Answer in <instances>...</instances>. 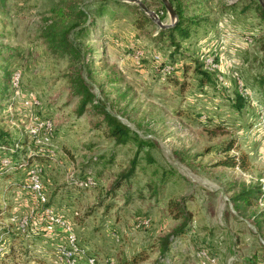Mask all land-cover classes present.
I'll list each match as a JSON object with an SVG mask.
<instances>
[{"label": "rangeland", "instance_id": "obj_1", "mask_svg": "<svg viewBox=\"0 0 264 264\" xmlns=\"http://www.w3.org/2000/svg\"><path fill=\"white\" fill-rule=\"evenodd\" d=\"M141 1L170 27L125 1L105 8L88 34L51 33L58 0H7L0 12V64L10 68L0 85V264H264V200L250 208L234 200L259 185L264 192L259 3L181 0L189 37L177 34L174 46L157 35L177 22L160 0ZM135 6L153 25L134 27ZM64 38L87 51L85 61L59 47ZM184 57L215 86L182 75ZM91 60L89 73L81 69ZM88 94L101 111L86 103L79 112ZM104 112L147 144L136 157V141L107 136ZM215 126L224 133L211 136ZM229 137L245 169L214 166ZM179 198L191 222L161 259L159 239L175 225L166 205Z\"/></svg>", "mask_w": 264, "mask_h": 264}, {"label": "trees", "instance_id": "obj_2", "mask_svg": "<svg viewBox=\"0 0 264 264\" xmlns=\"http://www.w3.org/2000/svg\"><path fill=\"white\" fill-rule=\"evenodd\" d=\"M59 1V9H58V16L54 21V29L51 31V33H56L59 31L61 27H69L68 30H72L76 27H78V33L80 31V34H88L91 30L95 28V25L97 24L98 18L102 15L105 8H107L109 5L112 6H123L124 3H121L119 0H94L89 2H82V0H58ZM85 1V0H84ZM98 3L97 7H92L94 3ZM170 4L172 5L173 9L175 10L177 14V24L166 30H160L158 33L159 39L163 40L166 39L169 41L170 45L176 46V37L177 34H179L181 39H186L189 37V33L187 32L185 26V20L184 19V12L182 7V1L181 0H169ZM10 5L14 6L15 3L12 1L9 3ZM8 6L7 0H0V12L2 10H5V8ZM135 11L133 12L135 14V19L133 21V25L137 30H145L148 26L153 25L152 21L149 19L147 15H145L143 12L139 11V9L135 6L133 7ZM255 10L260 12L264 16V9L261 8L259 4H255ZM91 14V15H90ZM88 15H90L88 25L86 27V20H88ZM71 24V25H70ZM82 24L80 27L79 25ZM70 25V26H69ZM66 27V28H67ZM50 30V29H49ZM50 33V34H51ZM59 47L63 48L64 50H70V59L76 60V62H79L77 60L82 59L85 61L84 56L86 54V50H84L83 54L79 52H75L71 46V44L66 40L65 38L62 39L59 42ZM260 50L264 57V35L261 37L260 41ZM172 54V53H171ZM176 59H172V61L169 63V66L174 65V61ZM184 62H182L180 66V70L182 72V75H186L189 71H192L193 74H195V79L198 83V86L200 89H202L204 86L213 87L215 86V80L213 78V74L206 70L202 64H200L197 60L190 59V62L185 61V57L182 58ZM95 60H91V62L86 61L85 64L83 63L81 69L88 70V73L90 72L88 66L91 63H94ZM83 62V61H82ZM0 68L5 70V75H3V78L0 81V85H3V87H6V80H7V70L9 71V67H4L3 64H0ZM167 81L170 83H173V85L179 87V93H182L184 90V84H182V81H179L173 73L169 72L167 74ZM91 95L88 94V97L85 99V101L80 106V113H82L87 107L86 103H88L92 108L101 111L100 104H97L94 102V100L91 99ZM242 102L239 97H237V102L235 103L236 108H241ZM104 121L106 122V129L108 131H105L107 136H109L111 139L114 140L116 144L120 145H127L130 142L136 141L138 148L135 157L137 156L138 152L143 148V146L147 145L143 141L141 142L137 138L132 137L129 134L128 129L117 119L112 117L109 113L104 112ZM103 121V122H104ZM223 127L221 126H215L209 130L210 135L214 136L216 133H224L221 130ZM18 142V141H17ZM19 143V142H18ZM21 145V144H20ZM12 147H14V143L12 144ZM238 149V146L235 145V139L229 137L226 141L219 144L216 148V152L219 155H222L215 163V167H223L228 169H234L237 166L240 168L245 169L247 167V156L245 154H241L239 156H235L231 154V151ZM15 156H17V151L14 152ZM136 163V160H132L130 167V172L134 168V164ZM128 176V175H127ZM85 178V177H83ZM118 188V187H117ZM260 198L264 200V192L261 190V186L253 187L249 190L242 191L238 193L234 200L236 202H239L240 204H243L245 208H250L254 205L255 201H258ZM184 198L179 199H171L167 202V211L171 215V219L175 222V225L171 228V230L161 237L160 244L158 246V252L159 257L165 258L171 250V245L174 242L175 238L179 236H183L184 232L187 231L189 228V224L191 222V213L187 210L184 202ZM258 217L264 219V212L260 211L258 213ZM181 220V221H180ZM181 224H179L180 222ZM179 222V223H178ZM260 222V221H259ZM146 256L141 257V259H135L134 262L145 260Z\"/></svg>", "mask_w": 264, "mask_h": 264}, {"label": "water", "instance_id": "obj_3", "mask_svg": "<svg viewBox=\"0 0 264 264\" xmlns=\"http://www.w3.org/2000/svg\"><path fill=\"white\" fill-rule=\"evenodd\" d=\"M119 1H125L129 3L136 4L144 13H146L156 24L160 29H165L169 28L170 25H165L163 24L157 17V15L152 12L151 10L148 9L147 6L143 4L141 0H119ZM161 3L163 4L165 10L167 11L169 17L171 20L174 21V23L177 22V14L175 10L173 9L172 5L170 4L169 0H160ZM259 5L261 6L262 9H264V0H257ZM173 26V25H172Z\"/></svg>", "mask_w": 264, "mask_h": 264}, {"label": "built area", "instance_id": "obj_4", "mask_svg": "<svg viewBox=\"0 0 264 264\" xmlns=\"http://www.w3.org/2000/svg\"><path fill=\"white\" fill-rule=\"evenodd\" d=\"M89 264H94V260L93 259H90L89 260Z\"/></svg>", "mask_w": 264, "mask_h": 264}]
</instances>
